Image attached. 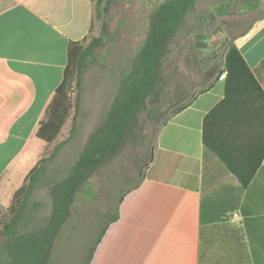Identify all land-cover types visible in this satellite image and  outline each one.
Masks as SVG:
<instances>
[{"label": "crops", "instance_id": "1", "mask_svg": "<svg viewBox=\"0 0 264 264\" xmlns=\"http://www.w3.org/2000/svg\"><path fill=\"white\" fill-rule=\"evenodd\" d=\"M94 0H0V213L39 163L37 134L65 79L71 42L96 33ZM235 45L264 90V14ZM208 90L160 129L139 188L124 198L91 264H264V160L247 187L203 144L225 97V60Z\"/></svg>", "mask_w": 264, "mask_h": 264}, {"label": "trees", "instance_id": "2", "mask_svg": "<svg viewBox=\"0 0 264 264\" xmlns=\"http://www.w3.org/2000/svg\"><path fill=\"white\" fill-rule=\"evenodd\" d=\"M197 1L167 0L152 12L145 42L122 80L106 120L88 136L68 175L51 185L49 201L43 203L36 201L35 193L47 176L49 164L76 135L82 108L84 69L88 59H97L96 50L103 45V39L94 38L88 46H85L87 40L70 43L64 82L57 89L37 136L52 144L60 135L72 110L68 88L76 71L78 94L71 135L55 147L52 155L39 161L14 193L11 205L2 217L0 264L92 263L109 226L119 219L124 198L144 180L145 170L154 158L160 129L172 116L187 108L197 95L193 92L189 98H183L185 88L179 86L166 111H160L162 97L171 79L166 72L167 61L177 37L187 26L188 17L195 11ZM235 38L225 57V97L204 119L203 144L243 187H247L264 160V90L235 45ZM207 90L204 87L199 93ZM167 114L170 116L152 134L153 144L143 130L150 122L159 124ZM132 142L139 148L132 163L135 177L132 174L125 186L127 189L120 192L117 200L116 193H110L112 188L107 192L109 180L113 168L128 155L127 148ZM89 181L98 184L100 196L108 194V211L104 217L97 216L104 218L105 223L91 241L88 237L86 240L91 225L80 216L82 214L77 215L76 208L77 198ZM77 217L80 221H76ZM80 230H83L82 234ZM79 240L81 246L75 248Z\"/></svg>", "mask_w": 264, "mask_h": 264}, {"label": "rangeland", "instance_id": "3", "mask_svg": "<svg viewBox=\"0 0 264 264\" xmlns=\"http://www.w3.org/2000/svg\"><path fill=\"white\" fill-rule=\"evenodd\" d=\"M165 1L167 0H94L97 30L95 36L85 42V46L98 37L103 39V45L96 50L97 59H88L86 62L82 84V108L78 115L79 127L76 135L49 164L47 176L35 193L36 201L43 203L49 201L51 185L68 175L88 136L106 120L121 82L127 76L132 60L145 42L149 30V17ZM262 14H264V0H198L195 11L188 17L187 26L177 37L167 61L166 72L171 79L168 90L162 97L160 111L162 113L166 111L170 101L177 95L179 86L185 88L186 95L183 98H189L193 92L195 95L205 87L202 69H205L209 62L203 60L202 65L200 61L202 58H208L209 55L200 56L198 50L213 51L218 60L224 61L231 40L242 34L252 22L262 17ZM196 36L203 38L196 39ZM203 42L206 44L205 47L198 48L197 44ZM77 94V72L74 71L68 88V99L72 105L70 115L56 141L46 144L45 148L36 154L34 161L49 157L58 144L69 139L76 115L74 107ZM169 116V114L165 115L158 122L159 124L150 122L145 126L144 134L153 144L155 142L152 134L160 129L161 124ZM136 144L132 142L129 145L128 155L113 168L114 173L109 180L110 187L107 192L112 188L110 193H116L117 200L120 198V192L127 189L125 186H128L127 183L134 174L133 156L139 149L135 147ZM107 196L108 194L100 196L98 184L89 181L85 191L77 198V215L82 214L80 216L91 225L86 240L87 237L90 241L91 238L96 237L105 223L104 218L99 219L97 216L104 217L108 211ZM83 205L88 208H84ZM7 211L8 209L0 213V231L2 217ZM82 233L83 230H80V234ZM80 246L79 240L75 248Z\"/></svg>", "mask_w": 264, "mask_h": 264}, {"label": "flooded vegetation", "instance_id": "4", "mask_svg": "<svg viewBox=\"0 0 264 264\" xmlns=\"http://www.w3.org/2000/svg\"><path fill=\"white\" fill-rule=\"evenodd\" d=\"M205 42H203L202 44H197V46H198V48L199 47H205ZM199 51V54H200V56H208L209 55V57L207 58H202L201 59V64L203 65V60H207V61H212L214 58H215V54H214V52L213 51H206V50H202V49H200V50H198Z\"/></svg>", "mask_w": 264, "mask_h": 264}, {"label": "built area", "instance_id": "5", "mask_svg": "<svg viewBox=\"0 0 264 264\" xmlns=\"http://www.w3.org/2000/svg\"><path fill=\"white\" fill-rule=\"evenodd\" d=\"M226 74H227V73H224V74L221 76V78H222V79H225V78H226Z\"/></svg>", "mask_w": 264, "mask_h": 264}, {"label": "water", "instance_id": "6", "mask_svg": "<svg viewBox=\"0 0 264 264\" xmlns=\"http://www.w3.org/2000/svg\"><path fill=\"white\" fill-rule=\"evenodd\" d=\"M198 38H203V37L202 36H200V37L199 36H196V39H198Z\"/></svg>", "mask_w": 264, "mask_h": 264}]
</instances>
